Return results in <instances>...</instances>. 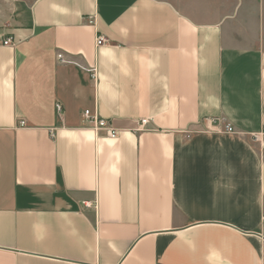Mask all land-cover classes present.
<instances>
[{
  "label": "crops",
  "instance_id": "0c3cea01",
  "mask_svg": "<svg viewBox=\"0 0 264 264\" xmlns=\"http://www.w3.org/2000/svg\"><path fill=\"white\" fill-rule=\"evenodd\" d=\"M10 13L0 264H264V0ZM95 109L117 139L92 130Z\"/></svg>",
  "mask_w": 264,
  "mask_h": 264
},
{
  "label": "built area",
  "instance_id": "2783aa9c",
  "mask_svg": "<svg viewBox=\"0 0 264 264\" xmlns=\"http://www.w3.org/2000/svg\"><path fill=\"white\" fill-rule=\"evenodd\" d=\"M10 43V39H6L4 42H3V45H8ZM106 43V40L103 38V37H97L96 39V45L97 46H102ZM58 60H60L61 62L62 59H61V56H58ZM91 77L92 78H95V71L94 69L91 71ZM61 111H62V107L60 104H57L56 105V112L57 114H61ZM83 116H84V119L92 124V130L95 132V133H99V132H102L104 135L105 138L107 139H112V140H115L118 138V135H119V132L117 129H115L111 123H109L108 121L106 120H103V119H100L98 114H97V111L96 109L93 111V112H89V111H84L83 113ZM213 122V121H211ZM147 124V120L146 119H142L139 121L138 123V127L136 129L137 132H140L143 130L144 126ZM19 126L20 127H24L25 126V123L24 121H20L19 122ZM224 131L228 134H233L234 133V129L233 127L230 125V124H226L225 125V128H224ZM254 140H257V137H254Z\"/></svg>",
  "mask_w": 264,
  "mask_h": 264
},
{
  "label": "rangeland",
  "instance_id": "374dc122",
  "mask_svg": "<svg viewBox=\"0 0 264 264\" xmlns=\"http://www.w3.org/2000/svg\"><path fill=\"white\" fill-rule=\"evenodd\" d=\"M16 0H0V28L4 27V19L6 16H11V5Z\"/></svg>",
  "mask_w": 264,
  "mask_h": 264
}]
</instances>
